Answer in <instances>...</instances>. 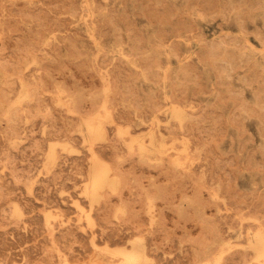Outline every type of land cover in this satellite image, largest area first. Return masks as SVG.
<instances>
[{
  "label": "rangeland",
  "instance_id": "1",
  "mask_svg": "<svg viewBox=\"0 0 264 264\" xmlns=\"http://www.w3.org/2000/svg\"><path fill=\"white\" fill-rule=\"evenodd\" d=\"M0 92V264H264V0H0Z\"/></svg>",
  "mask_w": 264,
  "mask_h": 264
},
{
  "label": "bare ground",
  "instance_id": "2",
  "mask_svg": "<svg viewBox=\"0 0 264 264\" xmlns=\"http://www.w3.org/2000/svg\"><path fill=\"white\" fill-rule=\"evenodd\" d=\"M1 93V92H0ZM98 122V121H97ZM96 129V128H95ZM94 131V130H93ZM99 134V133H98ZM176 162V161H175ZM96 163H99L98 161L96 162ZM104 163V162H103ZM103 163H101V165H102V169H101V171H99V173H100V175H98V177H96V179H95V181H96V183H95V186L98 184V183H102V184H104V182L103 181H105V176H107V173L109 172V168L106 166V165H108V164H106L105 165V163L103 164ZM97 174V173H96ZM108 179V178H107ZM114 181H115V179H114ZM101 184V185H102ZM87 187V186H86ZM96 190V189H95ZM121 249V248H120ZM258 249V248H257ZM123 251V250H122ZM120 254V253H119ZM262 255V254H261ZM259 257V256H258ZM134 258V256L132 255L129 259H133ZM263 258V257H262ZM144 260V259H143ZM125 261V260H124ZM127 264V263H126Z\"/></svg>",
  "mask_w": 264,
  "mask_h": 264
}]
</instances>
